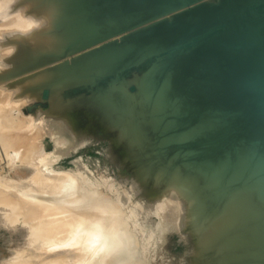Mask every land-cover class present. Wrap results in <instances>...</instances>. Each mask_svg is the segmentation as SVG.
<instances>
[{"label": "bare ground", "instance_id": "1", "mask_svg": "<svg viewBox=\"0 0 264 264\" xmlns=\"http://www.w3.org/2000/svg\"><path fill=\"white\" fill-rule=\"evenodd\" d=\"M89 1L90 0H18V3L15 5V7L27 6L29 8L30 12L33 14H36V15L47 14L50 17V26L48 28H45L41 31L34 33L29 38H23L17 34H10L7 32H3V28L5 26V19L3 16H0V32H3L5 34L3 36L4 39L2 41H0V46H2V45H15V47L17 49L16 53L11 58L8 59L10 61V62L8 61V63H10V65H11V67L9 68L10 69L9 71L11 72L10 76L15 75L13 72L17 73L15 77L20 75L18 73L29 72L26 76L17 77L16 79L8 82L6 84V86H3L0 88V98L2 101V102L0 101V103H3V101L6 100L11 95L20 94L22 92L24 93V91L27 90V88L29 89V87L31 88L35 84H37V83L39 84L41 81H44L43 79H46L47 82H50V83L53 80H60V81L61 80L63 81L65 79L68 80L69 76L71 75L70 73L73 72V71H70L67 69L68 66L67 67L65 66V68H64V64L60 65L61 67L59 69L58 65L57 66L52 65V63L54 61H56L57 58H60L59 56L64 55L63 52L65 51V48L67 50V47L69 46V45L67 46L68 41H66V43H65L66 45L63 44L64 43L63 40L65 41L66 38H68V37H66L67 35L64 37V35H62L60 33V32H62V30H64V26H65V24L62 20L63 16L65 15L64 14V8L66 6L71 7V8L81 6L79 8V11L82 13L89 14L91 16V14H92L91 12L96 11V10H94V8L96 9V7H94V5L91 6L92 2L90 3ZM188 1L191 3L194 0H94V2H97V4L95 3L97 6L100 5L101 7L104 6L103 8H105V9L101 10V8L98 6V8L102 12V14H100L101 13L100 11H99V13L97 12L98 8H97V11L95 12L96 14H100L101 16L103 15L104 12L108 15L113 14L114 20L117 21L121 27H124V29H126L128 25H129L128 29H132L141 23L143 24L146 21L156 19L162 15L164 17H166L165 20L160 21V19H158L159 21H156L157 23L156 22H155V24L152 23V24H150L146 27L140 28L136 31L132 32L131 30H128L131 33L123 36L122 41H124L126 43L128 42L127 47L129 48L131 46L132 48L131 47L130 48L133 51H131V49H128L125 46V48L128 50L123 48L122 51L121 50L118 51V52H120V51L123 52V50H126L123 53H121V52L116 53V51H114V50H113V52H111V50L113 48L116 49V47H114V46H117V44H118V43H116V45H114L116 41H113L114 43L111 42L109 45L102 48V50L104 49L103 53L105 54L104 60H102V62L108 66L110 72H112L111 75H113L115 77V75L118 73V70L122 68V66H120L122 58H125V60L124 59L123 60L125 62L126 61L128 62V60H126V59L129 56H127V57L124 56L125 53H126V55H128L127 52L128 53H129V51L132 52L133 55H131L130 53H129V55L133 57V58L130 57V60L134 59V60H132L134 62L135 58H136V57H134V55H141L138 53L142 52V51H139V52H135L137 54H134V51L137 48H138L137 50H139L140 47H142V49L144 47L143 51L144 50L148 51V49L151 50L152 48H153L152 51H156V50H160V49H162L161 51H163V49L168 50V48H169V50L173 49V48H175V46L177 44L184 43L189 37L193 36L199 30L203 31L204 29H207V28L209 29V26L211 25L210 22L212 20V17L214 16V14H216L220 10H222L221 9L222 7L221 8L219 7L220 9L217 8L218 5L215 6L216 8H214V10H213V8L205 9V7L204 8L203 7H200V8L195 7V8L189 9V10L188 9L181 10L183 3L185 5L186 2L189 3ZM247 1L248 0L239 1L240 3L241 2H243V3H241L240 4L241 6L239 5V7H237V8L240 9V7L243 6L242 4H244V3L246 4V5H244V6H246V8L248 6H249L248 8H250L252 6L251 4H253V3L255 4L257 0H252L253 3L249 1L250 5H248V6H247ZM258 1L260 3L261 0H258ZM233 2H234V0H233ZM239 2L236 3V5L239 4ZM262 2L264 4V0H262ZM86 3H88L90 5H88ZM187 3H186V5H188ZM220 3H219L220 6L222 3H225L222 5L226 6V2H222L221 4ZM259 3L255 4V6L256 5H257V7H258V5L260 6ZM234 4H235V2H234ZM228 7H230V6H228ZM257 7H255V9H257ZM263 7L264 6L262 5L261 10L264 9ZM244 8H242L243 11H244ZM174 9H178L173 13V14L176 13L175 16H172L169 18L168 17L169 14L166 15V13H169V12L173 11ZM194 9L196 12L193 11ZM196 9H198V10H196ZM216 9H218L219 11ZM227 10H228V8L226 9V11ZM231 10H233V9L231 8ZM178 11L182 12V13H179ZM197 11H198V13H197ZM226 11L223 10V11H220L219 13L224 14V12H225V14H226ZM237 11H239V10H237ZM240 12H241V10H240ZM246 12H249V10ZM246 12H243V13L246 14ZM254 12L256 13V11H254ZM254 12L253 13L251 12L253 14V16H249V21L244 23L243 25H241V27H240L241 17L240 18L238 17L239 13L237 14L236 12H234L233 13L234 15H233L232 13L227 12V14L230 13L231 15H233L234 18L232 16H230V14L227 15V17L230 16V18H231L230 20L232 22L233 21L235 22V19H237V18L239 19V22L237 20L239 25L236 24L237 22H235V23L233 22L234 24H236L238 26L237 27L236 25L232 24L229 19L228 20L230 23L226 22L227 21V19H226V21H224V22L228 23L229 25H233L236 27V28L234 27L235 32L232 33V31H233L232 26H229L228 24L225 23L226 26L227 25L229 26V27L227 26L229 29L231 28L230 34L228 32L229 29L227 27H226L227 30H225V32L221 31L220 37L215 39V41H214L215 43H214L213 47L211 48V51H209V53L207 55H209V56L214 55L212 53H215L217 55L219 53L224 54L226 58L228 56L230 63L235 64L234 66L241 65L244 62V59H245V57H247V54L250 50H252L254 52L255 59L259 58L260 54L262 56H264V52L260 51V48H262L264 50V40L261 38L262 37L261 32H262V30L264 31V19L261 21H260V19L258 20L257 17H254ZM249 13H248V15H250ZM106 14H104L103 17H99V15L97 16L95 14L94 15L92 14V16H93L92 18L95 19L94 23L97 25L98 23H96V20L98 19L97 22L98 21L100 22V26L103 25V26H106L107 28H109L107 25L110 26V24L109 23L107 24L106 22H108L109 19H111V17L113 19V16L110 15V17H109L107 15L109 17V19H102V18H105ZM235 15L237 16V18H235L236 17ZM244 15L240 14V16H242V18ZM4 16H6V13L4 14ZM95 16H97L98 18H95ZM108 17H106V18H108ZM261 17H263V16H261ZM87 18L89 19V17H87ZM92 18L90 17V19H92ZM99 18L102 19L103 21L105 20L104 21L105 25L102 24L103 22L101 23L102 20L100 21ZM93 19L91 22L87 23V25H91L93 22ZM115 21H113V22L115 23ZM117 22L115 23V25L117 24ZM219 22L220 21H218V24H219ZM94 23H93V25H94ZM160 23L165 24V25H162ZM223 23L220 22V24H223ZM146 24H148V23H145L143 25H146ZM78 25H79V23H78ZM115 25H112V27L114 28ZM118 25L115 27L116 32L114 34L118 33L120 31V29L124 30L123 28H120V26H119L120 29L118 30L117 29ZM98 26H96V27H98ZM100 26H99V29H101V30L104 29L102 27L100 28ZM96 27H95V29L93 27V30H96ZM106 27H105V30H107ZM82 28H83L82 25L80 27L77 26L78 30H81ZM113 28H112V30H113ZM109 30H111V29L109 28ZM112 30H111V32H112ZM117 30H118V32H117ZM189 30H191V32H189ZM65 31L66 30H64V33H65ZM114 31L115 30H113V32ZM205 31H207V30H205ZM99 32H100V30H99ZM111 32L109 33V31H108L109 34H107L106 31L104 32L102 30V32H101V33H103L102 37L103 36L105 37V34L110 35ZM101 33H99V34H101ZM65 34H67V33H65ZM92 35H94V34H92ZM195 36H197V34ZM104 37H103V39H104ZM136 37H138V40L135 39ZM73 38H74V36H73ZM100 38H101V36H100ZM105 38H108V37H105ZM132 38H134L135 41L136 40L137 41L136 42L132 41V43H131V40H133ZM68 39L71 40V38H68ZM79 39H81V38H79ZM79 39L77 40L78 42H76V40L74 41V42H76V44H74V43L73 44L74 45L79 44ZM99 40L97 38V42ZM94 41H96V40H94ZM120 42H121V40H120ZM68 43H71V42L69 41ZM93 43H95V42H93ZM125 45H127V44H125ZM70 46L72 47V44H70ZM123 46H124V43H123ZM155 47L157 49L154 50ZM69 49H68V51H69ZM198 49L199 48H196L193 50V51H195L196 56L186 57L183 54L176 55V56L174 55L173 60L171 57V62H173V63L170 62V59L169 60L166 59V62L163 61L164 62L163 65L160 62L162 60V58H160L161 60L158 61L156 58V57H159L158 54H157V56L154 54L155 56H152V58L155 57L153 59H155V61L157 60L158 62L161 63L160 65L162 66L161 67L162 69L164 68L163 66H165V69H163V71H162L160 68L159 74L156 73L153 80H150L147 75H145L144 77L139 79V81L136 84L137 89H138V94L136 96L131 95V93L128 94L127 88L116 86V88H120L119 97L116 101H114L112 103H105V102H103V100H101V98H97L96 103L99 105V107H101L103 112L104 111L106 112V114H113V116H115L116 118H120L121 120H125V118H130L132 120L131 122L134 125H135V123H137L139 121V118H142L141 123L146 128L149 127L152 130V132H157V125L159 126V123L166 124L167 118H169L167 115L165 116L166 118H163L162 116H158L157 113L160 112V115H162V113H163V116H164V114H168L170 111V113L174 114L175 117H173L169 121V123L167 124L168 127H167L166 131L170 136H169V138L167 137L168 139H166L165 142L167 143L168 146L179 143L182 140L181 137L186 132L194 133L196 136L195 141L197 143L194 144L195 141H193V144H191V145L192 146L194 145V147L196 145L195 148H197V146H198L199 149L197 148L198 151L195 154L196 156L195 157H192V156L189 157L188 160L186 159L187 160L186 162H188L189 164L195 163L194 158L199 157L202 160L204 159L205 162H207V164H205L206 167H212L214 163L220 161L219 156L222 155L221 157H227L229 159H232L233 162L240 164L242 166V168L239 169L237 171V173H235V175H238L240 177H245L246 180L253 179V180H257V182L258 181L261 182L262 180H264V145H262L263 150L259 151V149L257 148V152L252 154L251 157H249L247 159H246V157H244V153L248 150V148L250 146L249 144H251L252 142H254L256 140L257 141L260 140V141H258V142H260V144L257 143V141H256V144L261 145V143H262L261 139L264 140V106H262L263 104L259 105V103L257 101L259 96L264 97V77H262V81H260V79L254 74H251L252 76H248V77L245 76L244 78H241L238 75L239 69L237 67V69L232 70L233 71V73H231L232 77L229 76L230 79H228V81H227V83L229 85L227 86L226 83L224 84L222 82L223 85H226V91L223 90V89H225L223 87L222 91H224V92L222 93L221 92V86H223V85L220 86L221 83L219 82L218 78L217 77L212 78L211 76L207 77V75H205L198 67H196V64H195L197 62L196 60L200 57L199 55H201V56L203 55V54L196 52ZM140 50H141V48H140ZM145 52L146 51H144L142 53L144 54ZM160 53L161 52L159 51V55H160ZM66 54H67V52H66ZM122 55L124 57H121V59L119 60L120 56H122ZM205 55L206 54H204V56ZM248 58H250V57H248ZM147 60L150 61L149 58ZM153 61L150 63L155 62V61L154 62ZM167 61L170 62L171 64L167 63ZM31 62H33V65L31 64ZM125 62L122 61V64ZM127 62H126V64H128ZM142 62H143L142 69L143 68L145 69L144 61H142ZM146 62L147 61L145 59V63ZM260 62H261V66L264 68V57H262V59L260 58ZM165 63L169 64V66L171 65V68L169 66H167V64H165ZM130 64H131V62H130ZM130 64H128V66L124 64L125 65V66L123 65L125 68L124 70H126V71L132 70L133 65L130 66ZM69 65H71V64H69ZM139 65L141 66L142 63ZM139 65L134 66V68L140 67ZM129 66L131 67V69L129 68ZM168 67H169V69H168ZM37 68H40V69L37 70ZM146 68L151 69V66L149 63H148V66L146 64ZM149 69H147L146 71H148ZM58 70H62V71L58 72ZM124 70H123V72L119 71V75L121 73L123 74ZM139 70H141V67ZM128 71L125 73L129 74ZM141 72H142V70H141ZM127 74H123L124 77ZM4 75H0V79ZM142 75H144V73ZM5 77L7 78L8 76H5ZM106 77H108L107 79L109 81L110 76H106ZM118 78H119V76H118ZM91 79L92 78L91 77L89 78L88 75H84V77H83V80H86V82L91 81ZM123 80H125V79H123ZM226 80H227V78H226ZM72 81H70L71 82L70 86H71V84H73ZM108 81H106V82L108 83ZM106 82H105V78H104L103 83L105 84ZM121 82H122V80H121ZM63 83H65V82H63ZM116 83L117 82L115 81V84ZM58 84H60V83L58 82ZM104 84H101V85H104ZM39 85H37V86H39ZM44 87H45V85H44ZM32 88H34V87H32ZM217 90H219L221 92V94H220V92L218 93ZM92 91H94V90H92ZM50 96H51V94H50ZM52 96H54V95H52ZM50 98L52 99V97H50ZM59 98H61V97H59ZM59 98L56 97L54 99L59 101L60 100ZM189 101H191V103H190L189 108H188L187 104ZM71 102L70 103L67 102L68 104H66V102L65 103L62 102L63 104L60 106L58 105L59 107L57 106L58 102H56L57 104L54 103V104H56L55 106L58 107L57 110H59V113H60V111L65 112V113H61V115H59V116L56 115L57 116L56 119L54 116V119H53L54 122H51V123H54L55 126H58V127L60 126L61 128L59 127V129H61V130L65 128L66 130L71 131L70 128H75L74 127L76 125L75 122L77 123V121H76L77 115L75 116V114H73L74 112L76 113V111H77L76 110L77 105H76V108H75L76 111H75L74 110L75 105H73L74 104L73 102H72L73 104H71ZM0 107H1V105H0ZM55 109H54V111H56ZM72 109H73V112L71 111ZM237 110H238V112H236L237 114L235 112H233V111H237ZM7 114H4V116ZM54 115H55V113H54ZM6 117L7 118L5 119L6 121L4 120V125L5 124L6 125H12V127H13V125L15 126V125H17V123H19L18 118L17 119H15L14 117L11 118L8 115ZM52 117H53V115H52ZM30 119H32V118L29 117L28 120H30ZM16 120H17V122H16ZM19 120H21V119H19ZM23 121H24V119H22V122ZM31 121L34 123L33 120H31ZM31 121H29V122H31ZM35 122H36V120H35ZM37 122H38V119H37ZM109 123H111V122H109ZM40 124H42V122ZM38 125H39V122H38ZM112 125H114V123ZM124 125L128 126V124H124ZM248 125H249V127H248ZM40 126H42V125H40ZM3 128H4V126H3ZM54 128H55V130L58 129L56 127H54ZM2 130H1V132H2ZM125 130L127 131V128L124 129V131ZM133 130L135 133L136 132L135 129H133ZM181 130L183 132L180 135H177V133ZM247 130H248V132L251 130H253V131L256 130L257 133H260V135H259V137L255 138V139H249L248 133L246 132ZM51 131H53V130H51ZM54 132L57 136V131H54ZM72 132H74V131H72ZM245 132H246V134H245ZM50 133H48V135ZM51 134H53V133H51ZM130 134L132 135V133H130ZM139 135L140 134H136V143L139 140H141V145H142L141 147H144V148L149 147L150 141L148 143L145 142L147 137L143 136V138H140L141 136H139ZM17 136L18 135L16 133V134L10 135V136H5V137L2 136L0 139L2 141L1 144H3V147L5 148L6 152H5L4 148L2 150H4V154L6 153L7 157L10 155V154H7V152L8 153L10 152L9 149H7V148H10V150H12L14 148V147L11 148L13 146L12 143H14L13 140L15 139L18 142V139H20V138H18V139L15 138ZM18 137H20V135ZM23 137H21V139ZM25 137H26V135H25ZM134 137H135V135H134ZM52 138L54 141L55 137L53 135H52ZM258 138H260V139H258ZM28 139L30 140V138H28ZM28 139H26V140L28 141ZM56 140H57V138H56ZM27 141H26V143H24V145H23L24 147L22 148V150H17V149L14 150L13 149L14 151L12 150L13 152L9 157H11V160H12V158L16 159L19 157L20 159H22V161L25 159L27 161L29 160L32 163H34V166L37 168L35 170L38 174L36 175L37 177L36 176H33V177L36 178L35 181H37V180L38 181L35 182L33 179V182L31 183L33 185H28V186L18 185L17 183H19V182H17L15 185L16 188L17 187L20 188L21 186L25 187V188L21 187L20 190L18 189L21 192H18V190H15V189L13 191L12 187H14V186H12V185H14V183L12 182V180L0 182V204L4 205L5 203L6 204L10 203L9 204L10 206H11V203L13 204V202H12L13 197H11L9 194L15 195V197H14L15 199L13 198L15 201L16 200H18V201L22 200L23 201V202L21 201L22 204L19 203L20 201L19 202L17 201L18 202L17 205L21 204V206L19 205L17 207H20V208L22 207L21 208L22 211L19 214L23 213L25 215V217L27 218V225H28V223H30L28 225V227L30 229L33 228L32 230L34 231V234L37 235V237H36L35 235H33V232H31L33 235V238L35 236V238H37V240L40 241L39 245H41V243H43V245H44V246L42 245L43 248L47 246L48 249L47 250L43 249L42 246L39 247L38 241H37L38 243H36V246H33V247L41 248V253H42V249H43V252H45V253H46V251H49L47 255H50V256H48V259H47V255L44 254L43 258H45V256H46V260L44 259V261L41 260L42 257L40 258V256L38 257V258H40V260L37 257H36L37 259L36 258L35 259L37 261L39 260L40 263H42V264L45 261H47V262H45L44 264H48V263L49 264H76L75 259L79 260L78 257L76 256V254L79 253V252H77L78 250H76L78 247H75L77 245V246H79V248L81 247L80 248L81 253L83 252L84 255L86 256L87 260L85 262V260L83 259V256L81 254H78L79 256L81 255L80 258L82 257V260L86 264H125V262L129 261L130 259L134 260V264H135V262H137V261H135V258L138 257L137 259H140L138 256L139 252L137 251V248H135V246H137V244H136L137 242L134 243L135 246H133V247H132L133 243H130V240L133 237L132 234H134V233L131 234L130 231L127 230L129 227V226H127V223L130 222L129 219L127 220V218L129 217L131 220L135 221L136 220L135 218L138 217V209H139V213H143L142 209L141 208L137 209V207H138L137 205L136 206L130 205V206L124 207L123 205H125V203H126L125 201H122L123 205L121 206V204L118 202V200L111 199L107 196L106 197L101 196V198H99V200L97 198L89 199L87 197L88 193L86 194V191L83 189L82 190L77 189V188H81V187L75 186L73 180H71L72 179L71 177L66 178L65 176L55 175L45 167V162H46V166L47 165L49 166L48 160H49L51 155L43 154L44 152H42L43 150H41L42 149L41 146L39 148V142L40 141L39 142L38 141H35V142L34 141L33 142L28 141L27 142ZM59 141H61V140H59ZM21 142L23 144V140ZM143 142H145V143H143ZM163 142L164 141H162V143ZM15 143H16V141H15ZM162 143H160V149L159 150H161L162 145L164 144V143L163 144ZM16 144L18 145V143H16ZM16 144H15V146H17ZM22 144L20 145V147L22 146ZM252 144H251V146H252ZM56 145H57V142H56ZM138 145H140L139 142H138ZM153 146L156 147L157 145L153 144ZM153 146H151V147H153ZM187 146H186L187 148H190L189 145H187ZM179 147H181V146H179ZM252 148H255V147L253 146ZM162 149H163V156H161V158H159L157 156L156 157L159 158V160L162 159V161L168 160L169 151L167 149L165 150V148H162ZM55 150H57L56 147H55ZM155 150L158 151L157 148ZM146 154H147V152H146ZM160 154H161V152H160ZM9 157H8V159H9ZM212 159H214V160H212ZM173 160L174 159H172V161ZM22 161L20 160V162H22ZM159 162L162 163L161 161H157V164ZM43 163H44V165H43ZM175 163H176V161H174L172 163V165L173 166L176 165ZM225 163H227V162H225ZM31 164H28V165L30 166ZM147 164H148V162H147ZM153 164L157 166V164H155V163H153ZM168 164H169V162H168ZM209 164H211L212 166ZM167 166H168V172L171 170V173L169 174V175H171V177L168 178V176H166L167 171L165 170L166 171L165 172L164 170H161L162 168H159L160 171L156 172L157 177H159L157 179H159L160 181L166 182L165 184H167V185H172L173 183L176 185L180 181L184 180L183 182L185 183V187H186L187 182L193 183L194 180L192 178H194V177H192V176L199 175L197 170L195 171V169H189L192 171H190L191 173L189 172V174H190L189 176L188 175H187V177L185 176L187 178L186 179L183 177L184 176L183 173H185V172L183 171L182 168L179 169V167H178L179 170L177 169L175 171L174 167L172 168L171 165H167ZM250 166L257 167V168L253 171H250V168H249ZM148 171L150 173V170H147V172ZM140 172H141V170H140ZM145 174H146V172H145ZM181 178H182V180H181ZM40 180H42V181L40 182ZM6 182H9V184ZM10 182H12V183H10ZM199 182H201V180ZM210 182H208V183H210ZM222 182H219V181H217V183L213 182L214 183L213 186L221 189L220 186L223 184ZM184 183L180 182V185L182 184V186H183ZM201 183L203 184V182H201ZM71 185H74L75 189H72ZM177 186H178V184H177ZM197 186H202V188H201L202 193H205V192L210 193V191L206 188L205 184L204 185H198L197 184ZM1 187H3V188H1ZM185 187H184V189H185ZM204 187L207 189V191H205ZM207 187H208V185H207ZM260 188H261V186H259V183L258 184L257 183H255V184L250 183L249 185H246L245 187H243L242 192L246 191L248 195H246L242 192L241 193H235L234 196H239V197H243V198H234L235 201H233V199L230 200V202L223 209V214L221 213L222 214V215L220 214L221 216H219V214H218L217 216H219V217L215 216V217H217V220L216 221L214 220L215 223L212 225H209L210 223L207 224V225H209V227L206 230L202 231L201 234L198 235V241L199 242L198 241L196 242V246L201 245V249H202V245L206 246V245H204V243L207 245L209 244L208 246L203 248V250H202L203 253H206L205 252L206 250H208L209 253L213 252L212 250H214V252H215V250H217V248L222 246L221 245V242H222L221 235L225 236L222 233L226 230L227 231L224 232L225 234L228 232L227 234L231 235L232 239L235 238L236 241L238 240V242L235 241L236 242L235 244L240 243V244H238L239 247L236 246L237 251H238V249H240V250L243 249L242 246L243 247L248 246V245H250V243L251 244L253 243L252 249L255 250V253L258 252L259 226H257L255 224V222L261 221L259 209L262 210V208H260V205L258 204L259 202L257 201L258 200L257 194H258ZM30 189H32V191ZM196 189H197V191L200 190L197 187H196ZM174 190H175V188H174ZM193 190L191 191L192 196L194 193ZM16 191L18 192V194L20 193L23 196V198H24V196H26L25 194H27V192H29L30 194H28L29 197L26 196V198L23 200V198L21 199L22 196L20 194H19V197L17 198V195H16L17 193L15 194ZM79 191L80 192L82 191L81 193H83V194H84L83 191H85L86 195L85 194L80 195ZM167 192L164 193V194H166L164 197H166L168 195H169V197H174L177 194V192L173 191V188L171 189V191H169V193H167ZM189 193L190 192H188L187 194L191 195ZM42 194L43 195L47 194L48 196H50L51 199H49V200L51 203H55V200H58V201H60V204H58L55 207H49V206H47V205H49V203L45 205V203H47L45 200H42L41 201L42 203H38V204L32 203V200L36 196H38V195L41 196ZM67 194H69V195H67ZM195 194H197V193H195ZM199 194H200V191H199ZM79 196H81L82 198H83V196H85V197L83 199L80 197L81 199H79L78 198ZM76 197L78 198V200H76L77 199ZM160 197H163V196H160ZM189 197H191V196H189ZM27 198L29 200H27ZM45 198H47V197L45 196ZM35 199H37V198H35ZM120 199H122V198L120 197ZM123 199H124V197H123ZM125 199L127 200L128 198H125ZM201 199H202V197H201ZM47 200H48V198H47ZM119 201H121V200H119ZM130 204H132V203H130ZM195 204H194V207H196V206L198 207V205L195 206ZM202 205H203V203H202ZM5 206H7V205H5ZM199 206H200V202H199ZM56 207H58V208L56 209ZM192 207H193V205H192ZM87 209H90L92 212L87 211ZM207 209L209 210V208H207ZM148 211L149 210L147 209V212ZM150 211H151V209H150ZM200 214L201 213H199V215ZM187 215H189V214H187ZM205 215H206V213H205ZM125 218H126V221H124ZM186 218H188V217H186V214L184 216H181L180 221H179V223H180L179 225L183 226L185 221H186ZM198 219H200V217ZM205 219L206 218H204V220ZM210 221H212V219ZM197 222H199V221H197ZM122 224L126 225V229H123L122 228L123 226L122 227L118 226V225H122ZM229 225H231L232 227H230V229L226 228ZM243 226L244 227L246 226V228L243 229ZM183 228H184V226H183ZM32 230H30V231H32ZM131 231L132 232L134 231L136 233L135 230H131ZM30 238L33 240L32 237H30ZM134 239H136L135 234H134ZM227 239L228 238H226L224 240V244H225V241ZM132 240H133V238H132ZM134 241H136V240H134ZM137 241H139V240H137ZM231 241H233V240H230L228 242L229 246H230ZM30 242L35 243L36 241L34 239L33 241L30 240ZM81 244H82V246H81ZM224 246H222V248ZM207 247H208V249H206ZM35 248H34V250H35ZM230 248H231V246H230ZM232 249L234 250L235 248L233 247V248L229 249V251ZM244 249H245V247H244ZM37 250L39 251V249H37ZM37 250H35V251H37ZM140 250H142V249L140 248ZM220 250H221V248H220ZM252 252L253 251H251V254H252ZM39 253H40V251H39ZM225 253H227V252H225ZM242 253H244V252H242ZM35 254H36V256L39 255L38 253H35ZM210 254H212V253H210ZM239 255H238V257H239ZM242 256L245 257V253ZM141 257H143V256L141 255ZM250 257H251V255H250ZM31 258L32 257H30V259ZM49 259H51L50 262H48ZM212 259H214V258H212ZM221 259L224 260V258H221ZM32 260L35 261L34 259H32ZM82 260L81 261L79 260L80 262L78 261L77 264H80L82 262ZM227 260H229V259H227ZM238 260H239V258H238ZM33 261L32 262L30 261V263L29 262L28 263L29 264L34 263ZM41 261H43V262H41ZM220 262H223V261L221 260ZM130 263H133V262L130 261ZM230 263H231V261H230ZM35 264H38V263L36 262Z\"/></svg>", "mask_w": 264, "mask_h": 264}, {"label": "rangeland", "instance_id": "2", "mask_svg": "<svg viewBox=\"0 0 264 264\" xmlns=\"http://www.w3.org/2000/svg\"><path fill=\"white\" fill-rule=\"evenodd\" d=\"M201 1L206 2V1H212V0H201ZM237 1L239 2L242 0H234L235 4H234L233 0H228V1L227 0H220L219 1V3L220 2L221 3L226 2V6L222 5L225 3H222V4L220 3L221 6L218 5L217 8L222 7L221 8L222 10H220V11H223V10L226 11V9L228 8V10L226 11V14L224 12L225 15L223 13H220L223 15V16L221 15V18H220L221 23L226 21V19H227L226 22H229V20L231 19L230 16L233 17V15H234L233 13L236 12L237 14L239 13L238 17L239 18L241 17V19H240L241 20L240 27H241V25H243L244 23L249 21V16H253L252 13L254 10L252 11V13H251V11H249L250 13L246 12L249 10L248 5H250V2H252V0L247 1V6H248L247 8L248 9L246 8V6H244V5H246L245 3L242 4L243 6L240 7V9H238L237 7H239V5L241 3H243L244 1L241 3L239 2V4L236 5V3H238ZM89 2L90 3L92 2L91 6L94 5V7H96V9L94 8V10H96V11H97L98 6L101 8V10L105 9V8H103L104 6H102V7L100 5L97 6L96 5L97 2H94V0H90ZM186 3H185V5H186ZM189 3H187V4H189ZM258 3H259V1L257 0L255 4H258ZM86 4H88V3H86ZM253 4H251L253 7H257V5L255 6V4L254 5ZM259 4H260V6L258 5L257 9L262 8V5L264 6L262 0L260 1ZM88 5H90V4H88ZM183 5H184V3H183ZM228 6H230V7H228ZM80 7L77 6V7L71 8V7L66 6L64 8V14L65 15L63 16L62 20L65 24V26H64V30H66L65 33H67V34L64 33V30H62V32H60V33L62 35H64V37L67 35L66 37L71 38V40H69L68 38H66L65 41L63 40V42H64L63 44H65L66 41L71 42V43L67 42V46L69 45L68 47L70 49L66 46L67 50L65 48V51L63 52L64 55L59 56L60 58H57V60L52 63V65H56V66L58 65L59 69L61 67L60 65L64 64V68H65V66L66 67L68 66L67 69L70 71H73V72L70 73L71 75L69 76L68 80L65 79L66 81L65 80H63V81L62 80L61 81L60 80H53L50 83V82H47L46 79H43L45 82L41 81L39 83L40 85L37 83L34 86H32L34 88L29 87V89L27 88V90L24 91V93L22 92L20 94L11 95L6 100H4L3 103H0V105L2 107V108L0 107L1 108L0 109V139L2 136H4V137L10 136V135H14L16 133L18 136L20 135V137H18V136L15 137L17 139L20 138V139H18V142H17V140L14 139L16 141V143H18L19 146L13 140L14 143H12L13 146L11 148L14 147L13 148L14 150L15 149L22 150V148L24 147L23 145H24V143H26V141H27L26 139H28V138H30V140L28 139V141H30V142H33V141L39 142L40 141L39 142V148L41 146V148H42L41 150H43L42 152H44L43 154L51 155L49 160H48L49 166L48 165L46 166V162H45V167L55 175L65 176L66 178L71 177L72 178L71 180H73L75 186L81 187V188H77V189H80V190L83 189L86 191V194L88 193L87 197L89 199L97 198L99 200V198H101V196H105V197L107 196L111 199L118 200V202L121 204V206L123 205L122 201H125L126 203L124 202L125 203V205H123L124 207L130 206V205L131 206L137 205L138 206L137 209L141 208L143 213H139V209H138V217L135 218L136 219L135 221L131 220L129 217L127 218V220L129 219V221L131 222V223L129 222L130 224L127 223V226H129L127 230L130 231L131 234L134 233L135 237H136V239H134V234H132L133 240L131 238L132 241L130 240V243H133L132 244V247H133V246H135L134 243L137 242L136 243L137 246H135V248H137V251L139 252L138 256L140 259H137L138 257H136L135 261H137V262H135V264H216V263L217 264H225V263L226 264H233V263L234 264H256V262L254 261V256H255L254 254H256V253H255V250L252 249L253 243L252 244L250 243V245H248V246H244L245 249L242 246L243 249H241V250L238 249V251H237L236 249H237V247H239L238 244H240V243L235 244L236 242H238V240L236 241L235 238L232 239L231 235L227 234L228 232L225 234L224 232H226L227 230L222 233L225 236L221 235V238H222L221 245L222 246L225 245V246L223 248H222V246L217 248L218 251L215 250L216 253L214 252V250H212L214 253L210 252L212 254H210L208 250L205 251L207 254L203 253V251H202L203 248H205L209 244L207 245L204 243V245H206V246L202 245V249H201V245L196 246V242L198 241V235L201 234L202 231L206 230L209 227V225H212L215 223V221L217 220V217H219L223 214V209L230 202V200L233 199V201H235L234 198H243V197H239V196H234L235 193H241L243 187H245V186H242V183H244L246 178L235 175V173H237V171L239 169H241L242 166L240 164L233 162L232 159H229L227 157H221L222 155L219 156L220 161L214 163L215 165L213 164V166H212L211 164H209L212 167L217 165V167L215 168L216 171H214V172L215 173L219 172V175H218L219 179L218 180H220V181L226 180L227 183H229L228 184L229 187H227V191H228L229 195L223 201V203L220 205L218 210H217V208L212 209V210L211 209L208 210L207 207L203 206L204 205V201H203L204 200V193H202V189H201L202 186H197V184L198 185H204L205 184L206 188L210 191V193H213V196H214V193L217 194L218 188L213 186L214 183L212 182L211 175L209 176L208 174L203 173L202 171H200L196 168L198 165H204L205 166V164H207V162H205L204 159L202 160L199 157L194 158L195 163H192V164H189V163L186 164L183 161H180V159H182V158L185 160L186 159L188 160L189 157H191V156L195 157L196 156L195 154L197 153V151L199 149L198 146H197V148H198L197 149V148H195L196 145L194 147V145L192 146L190 144L189 145L190 148H187L188 146L186 145L187 146L186 147L185 144L183 145V143H185V142L195 141L196 136L194 133L186 132L181 137L182 140L179 143L168 146L167 143L165 142L166 139H168L170 136L166 131L167 127H168L167 124L169 123V121L173 117H175V115L170 113V111L168 114H164V116H163V113H162V115H160V112L157 113L158 116H162L163 118H166L165 117L166 115L169 117V118H167L166 124L159 123V126L157 125V132L150 133L149 129H145L142 126H136L135 128H133L136 131L134 133V130L133 129L131 130L130 127H128L127 125L125 126L123 124L122 126L121 125L119 126L117 123H116V125H112L113 123L111 121H109L104 116V113L102 112L101 107H99V105L96 103L97 98H101V100H103V102H105V103H112V102L116 101L119 97V91H120V88H116V86L125 87V88H127L128 94L131 93V95L136 96L138 94V89H137L136 84L139 81V79H141L142 77L147 75L150 80H153L155 77V74L156 73L159 74V69L162 67L160 64L162 63V65H163L164 64L163 61L166 62V58L165 59L162 58V60H161L160 58L156 57L158 61L161 60L160 61L161 63L158 62L157 60H156L157 61L156 62L155 59H153L155 57L152 58V56H155V55L157 56V54H158V56H160L159 51L162 52L161 51L162 49L156 50V51H152L153 48L151 50L148 49V51L144 50L146 52L143 54L142 52H144L143 51L144 47L142 49V47H140L141 46L140 45L139 47L141 48V50H140V48H139V50H137L138 49L137 48L134 51V54H137L135 52L142 51L141 53H138L141 55H134V57H136L134 62L132 61L134 59L130 60V57H132V56H130L129 53L131 55H133L132 52H130V51H129V53L127 52L128 55H126V53H125L124 56H126V57L129 56L126 59V60H128V62L127 61L126 62L128 64H130V62H131L130 66L133 65L132 70L140 69V67H141L142 72H140V74H139L138 71H132V70L128 71L127 70L129 75L127 73H125L127 71L124 70L125 69L124 66L125 65L128 66V64H126V62L124 61L125 58H122L121 64H120V66H122V68L119 66L121 69L118 70V73L116 75L114 74L115 75V77H114L113 75H111L112 72H110L108 66L102 62V60H104V57H105V54L103 53L104 49L102 50V48L109 45L111 42L114 43L113 41H116L114 44V45H116V43H118L117 46H114V47H116V49L113 48L111 50V52H113V50H114V51H116V53H120L123 48L126 49L125 46L126 47L128 46V42L126 43V42L122 41L123 40L122 37L129 34L130 31L129 32L125 31L126 29L128 30L129 25L127 26L126 29H124V27H121L120 24L114 20L113 14L108 15L104 12L103 15L104 14H106V15H105V18H102V19H109L110 15L113 16V19L111 17L112 20L109 19V21L111 20L110 22L109 21L106 22L107 24L108 23L110 24V26L107 24L106 25L111 30L113 28L112 25H115V23L117 22L115 27L119 24L117 29L119 30L120 28H123L124 30L120 29V31H125V32L114 34L116 32L115 27L113 28V30H115V31L113 32V30H112V32H111V30H109V28H107L106 26H103V25L100 26V22L99 21L97 22L98 19L96 20V23H98V24L96 25L94 23L95 19L92 18L93 17L92 14L93 15L95 14L97 16L99 15V17H103V15L102 16L100 15V14H102V12L100 11L99 8H98L97 12L99 13V11H100L101 12L100 14H96L95 13L96 11H92L91 12L92 14L90 16L89 14L80 12L79 11ZM203 8H204V6H203ZM211 8H213V10H214V8H216V7L212 6ZM231 8L233 10H231ZM242 8H244V11L242 10ZM198 9H196V10H198ZM257 9H255V11ZM216 10H218V9H216ZM237 10H239V11H237ZM240 10H241V12H240ZM193 11L196 12L195 9ZM227 12H230L233 15L228 13V14H230V16L227 17V15H228ZM243 12H246V14ZM197 13H198V11H197ZM248 13L250 15H248ZM240 14L241 15L245 14V15L242 18V16H240ZM254 14H255V12H254ZM97 16H95V18H98ZM87 17H89V19ZM90 17L93 19V22L91 25H87V23L92 21V19H90ZM106 17H108V18H106ZM235 18H237V16ZM102 19L99 18L100 21ZM237 20L239 22L238 18L235 19V22H237ZM104 21L102 20L101 23L103 22L102 24L105 25ZM113 21H115V23ZM220 22H219V24H220ZM226 22H224L223 24H225ZM233 22L231 21L232 24L235 23V22L234 23ZM238 22L236 23L237 25H239ZM78 23H79V25H78ZM93 23H94V25H93ZM160 24H162V23H160ZM226 24H228V23H226ZM226 24H225V29H223L222 31L225 32V30H227V28L229 26H232V30H233L232 33H234L236 27L233 25H229V24H228L229 26L227 25L228 26L227 27ZM236 24H234V25H236ZM81 25L83 26V28L81 30H78L77 26L80 27ZM95 25L96 26L99 25L100 28L101 27L104 28L102 30L104 32L106 31L107 34H109L111 32V34H110L111 36L106 35L104 33L105 37H108V38H105L103 36L104 37V39H103V37H102L103 33H101L102 30L99 29V26L96 27ZM162 25H165V24H162ZM119 26H120V28H119ZM93 27H94V29L96 27V30H93ZM105 27L107 28V30H105ZM99 30H100V32H99ZM118 30H117V32H118ZM205 30H208V28ZM108 31H109V33H108ZM230 31H231V28L228 31L229 34H230ZM189 32H191V30H189ZM99 33H101V34H99ZM92 34H94V35H92ZM98 34L101 36V38ZM4 35L5 34L3 32H0V36H4ZM194 35H196V34H194ZM73 36H74V38H73ZM77 38L78 39L81 38V39H79V44H77L78 46L74 45V44H76V42H78ZM97 38H98V40L100 39L98 42H97ZM132 39L133 40H131V43H132V41L134 42L135 39L138 40V37H136L135 39L134 38H132ZM75 40H76V42H74ZM94 40H96V41H94ZM120 40H121V42H120ZM93 42H95V43H93ZM123 43H124V46H123ZM70 44H72V47L70 46ZM125 44H127V45H125ZM130 47L129 48L127 47V48L131 49L132 47L131 48ZM68 49H69V51H68ZM128 49H126V50H128ZM155 49H157V48L155 47L154 50ZM119 50H121V51L118 52ZM126 50H123V52H125ZM168 50H169V48H168ZM131 51H133V50L131 49ZM163 51H164V49H163ZM66 52H67V54H66ZM123 52H121V53H123ZM124 56L123 55L120 56L119 60L121 59V57H124ZM148 58L150 59L151 62L153 60L155 61V62L153 61L154 63H149L151 66V69L146 68V64L148 66V63H147L149 61V60H147ZM173 58H174V55L172 56V60H173ZM145 59L147 61L146 63H145ZM122 61L125 63L122 64ZM142 61H144L145 69L144 68L142 69V66H143ZM140 62L142 63L141 66L139 65V64H141ZM170 62H171V59H170ZM170 62L167 61V63H170ZM167 63H165V64H167ZM171 63H173V62H171ZM31 64L33 65V62H31ZM69 64H71V65H69ZM137 65H139L140 67L134 68V66H137ZM130 66H129V68L131 69ZM167 66H169V64H167ZM163 67H164L163 69H165V66H163ZM169 67L171 68V65ZM169 67H168V69H169ZM38 69H40V68H37V70ZM147 69H149V70L146 71ZM163 69L161 68L162 71H163ZM9 70L10 69H7L5 71H0V75H4L6 73L0 79V88L3 86H6V84L8 82L16 79L17 77L26 76L29 73V72H21V73H18L20 75L15 77L17 73L13 72L15 75L10 76L11 72ZM123 70H124L123 74L128 75V76L126 75L128 80L125 79L126 76L124 77V75L122 73L120 74L121 76L119 75V71L123 72ZM60 71H62V70H58V72H60ZM131 71H132V73H131ZM232 72L233 71L228 72V73H232ZM143 73H144V75H142ZM84 75H88L89 78L91 77L92 78L91 81L86 82V80H83ZM5 76H8V77L6 78ZM106 76H110L109 81L107 79L108 77H106ZM118 76H119V78H118ZM229 76L230 75L225 76V78H227V81L231 77V76L230 77ZM104 78H105V82L108 81V83L107 82L105 84L103 83ZM123 79H125V80H123ZM121 80H122V82H121ZM70 81L73 82V84H71V86H70V83H71ZM115 81L117 82L116 84H115ZM58 82L61 85L58 84ZM63 82H65V83H63ZM132 83H135V84H132ZM101 84H104V85H101ZM37 85H39V86H37ZM44 85H45V87H44ZM221 85H223V84L221 83L220 86ZM226 85L221 86V92L222 93L224 92V91H222L223 87L225 88L223 90L226 91ZM92 90H94V91H92ZM217 92L219 93L220 91L217 90ZM221 92H220V94H221ZM50 94H51V96H50ZM52 95H54L55 97ZM58 96L61 98H59ZM50 97H52V99ZM53 97L59 98L61 100V101L59 100L61 103L59 101H57L56 99H54ZM54 100L56 102H58V104ZM0 101H1V98H0ZM62 102L63 103L66 102V104L71 102V104L75 105L74 110H75L76 105H77V108H76L77 111L75 110L76 113L74 112L73 114H75V116L77 115L76 121L78 124L75 122V124H76V125L74 124L75 128H70L71 131L66 130L65 128H64L65 130L64 129L61 130V129H59L60 126L58 127V126H55L54 123H51V122H54V120H53L54 116L56 119V117L61 115V113H65L62 111H60V113H59V110H57V108L63 104ZM54 103H56L57 106L58 105L59 106L56 107L55 106L56 104H54ZM54 109L56 111H54ZM71 111L73 112V109ZM233 112L236 113V112H238V110L233 111ZM54 113H55V115H54ZM4 114H7L11 118H13V117L15 119L18 118L19 123H17V125H15V126L13 125V127H12V125H6V124L4 125V120L7 118L6 117L7 115L4 116ZM52 115H53V117H52ZM29 117L32 119L28 120ZM19 119H21V120H19ZM22 119H24L23 122H22ZM34 119L36 120V122ZM37 119H38L39 125H38ZM31 120H33L34 123ZM141 120H142V118H139L140 122H141ZM29 121H31V122H29ZM40 121L42 122V124H40L41 123ZM16 122H17V120H16ZM109 122H111V123H109ZM40 125H42V126H40ZM3 126H4V128H3ZM54 127L58 128V129L55 130ZM125 127L127 128V131L125 130L126 132L124 131V129H126ZM248 127H249V125H248ZM1 130L3 133L1 132ZM51 130H53V131H51ZM248 130L246 131L247 133H248ZM54 131H57V136H56ZM72 131H74V132H72ZM50 132L53 134H51ZM142 132H143V134H141ZM246 132H245V134H246ZM48 133H50V134L48 135ZM130 133H132V135ZM136 134H140L139 135V136H141L140 138H143V136L147 137L148 141L146 139L145 142L148 143L150 141L149 142L150 145H149V147H147L148 149L141 147L142 146L141 140L138 141L140 145H138V142L136 143ZM25 135H26V137H25ZM52 135L55 137L54 141H53ZM134 135H135V137H134ZM21 137H23V138L21 139ZM56 138H57V140H56ZM258 139H260V138H258ZM22 140H23V144L21 142ZM59 140H61V141H59ZM162 141H164L163 142L164 144L162 143ZM256 141L252 142L253 144L251 143L252 146H251V144H249L250 146H249L248 150L244 153V157H246V159L251 157V155L254 154L255 152H257V148L259 149V151L263 150L262 145H264V142H263L264 140L261 139V141L263 143V144L261 143V145H257ZM258 141H260V140H258ZM258 141H257V143L260 144V142H258ZM56 142H57L58 146L56 145ZM145 142H143V143H145ZM1 143H2V141L0 140V180H1L0 182L12 180V182L14 183V185L11 184L12 186H14V187L11 186L13 191H14V189L20 190L21 187L33 185V184H31L33 182V179H34V181L36 180V178H34L33 176H36L38 174L35 170L37 168L34 166V163H32L29 160L27 161L24 158H23L24 160L22 161V159H20L19 157L16 159L12 158V160H11V157H9V156L12 154V152L14 150L12 149L13 150L12 151V150H10V148H7L10 151L9 153L7 152V154H10L8 156L9 157V159H8L6 153L4 154L5 148L3 147V144H1ZM20 143L22 144L21 147H20V145H21ZM160 143L163 144L162 148H165V150L167 149L169 151V155H171L173 152L171 149L176 150L175 154L173 156L169 157L168 160H163V161H162V159L159 160V158H161L162 152H163L162 148H161V150H159L160 149ZM194 143L196 144L197 142L195 141ZM15 144L17 146H15ZM153 144H156L157 146L155 147V146H153ZM151 146H153V147H151ZM179 146H181V147H179ZM253 146L255 148H252ZM55 147L57 150H55ZM3 148H4V150H2ZM156 148L158 149V151L155 150ZM5 152H6V150H5ZM146 152H147V154H146ZM160 152H161V154H160ZM156 156L159 158H157ZM172 159H174V160L172 161ZM20 160L22 162H20ZM212 160H214V159H212ZM157 161H161L162 163L159 162L157 164ZM174 161H176V163H175L176 165L173 166L172 163ZM224 161L227 163H225ZM147 162H148V164H147ZM168 162H169V164H168ZM153 163L157 164L158 167L156 165H154ZM28 164H31V165L29 166ZM43 165H44V163H43ZM167 165H171L172 168L174 167L175 171L178 169V167H179V169L182 168L183 171L185 172V173H183L184 178H186L187 175L188 176L190 175L189 172L192 170H189V169H195V171L197 170L199 175L192 176V177H194V178H192L194 180L193 183L187 182L186 187H185V183L183 182L184 180H182L183 177L181 178L182 181H180V182L184 183L183 186H182V184L180 185V182L177 183L178 186H177V184L175 185L174 183L172 185H167V184H165L166 182L160 181L159 179H157L159 177H157V175H156L157 174L156 172L160 171L159 168H162L161 170L167 171V172L165 171L168 174V175L166 174V176H168V178L171 177V175H169L171 173V170L169 169L170 171L168 172V166ZM249 168H250V171H253L257 167L250 166ZM140 170L143 174L140 172ZM147 170H150V173H149V171L147 172ZM145 172L147 175L145 174ZM229 179H231V180H229ZM200 180H201V182H203V184L201 182H199ZM232 180H236V181H232ZM37 181H35V182H37ZM41 181L42 180H40V182ZM12 182H10V183H12ZM17 182H19V183H17ZM208 182H210V183H208ZM237 182L240 184L241 187L240 186L235 187L233 185ZM6 183L9 184V182H6ZM16 183L18 185H24V186H21L20 188L19 187L16 188L15 187ZM207 185H208V187H207ZM71 186H72V189H75L74 185H71ZM184 187H185V189H184ZM196 187L200 189L199 190L200 194H199V191H197ZM1 188H3V187H1ZM172 188H173V191L177 192V194L174 197H169V195L164 197L166 195L164 193H166L167 191H168L167 193H169V191H171ZM174 188H175V190H174ZM204 189H205V187H204ZM19 190H18V192H21ZM30 190L32 191V189H30ZM192 190L194 191L193 196H192V192H191ZM85 191H83L84 194H85ZM18 192L17 191L15 192V194L17 193L16 194L17 198L19 197V194H20V193L18 194ZM81 192L79 191L80 195L83 194ZM188 192H190L189 194H191V195H188L187 194ZM195 193H197V194H195ZM242 193L248 195L246 191H244ZM28 194H30V193L27 192V194H25V195L29 197ZM9 195L13 198L15 197V195H13V194H9ZM67 195H69V194H67ZM26 196H24V198L22 196L21 199L23 198V200H24L26 198ZM45 196L48 198V200H47V198H45ZM160 196H163V197H160ZM189 196H191L192 198ZM200 196L202 197V199ZM80 197L81 196H79L78 198L81 199L82 197L81 198ZM84 197L85 196H83V198ZM120 197L122 199L124 197V199L122 200V199H120ZM13 198H12L13 204L11 203V206L9 205L10 203L9 204L5 203L4 205L0 204V264H19V263L20 264L21 263L22 264H29L30 261L31 262L33 261L32 259H34L38 264H42V263H40L39 260L41 257H42L41 260H43V261H44V259L46 260V256H45V258H43V257H44V254H46V255L48 254L49 251H46L48 249V247L46 246L47 248L46 247L43 248V246H44L43 243H41V245H39L40 241L37 240V238H35V236L37 237V235L34 234V231L32 230L33 228L30 229L28 227V225L30 223H28V225H27V218L25 217V215L23 213L19 214L22 211L21 210L22 207L20 208L17 206H19V205L21 206L23 201L22 200H19L20 202L18 200L15 201L14 200L15 198L14 199ZM35 198H37V199H35ZM35 198L32 200V203L38 204V203H42L41 202L42 200H45L47 202V203H45V205L49 203V205H47L49 207H55L58 204H60V201H58V200H55V203H51L49 200L51 198L47 194H45V195L42 194L41 196L38 195ZM78 198L76 200H78ZM125 198H128V199L126 200ZM27 200H29V199L27 198ZM119 200H121V201H119ZM17 201L21 204L17 205V203H18ZM199 202H200L201 207L199 206ZM201 202L203 203V205ZM130 203H132V204H130ZM193 203L194 204L196 203L195 206L198 205V207L197 206H196L197 208L194 207ZM258 204L260 205V208H262L261 207L262 205L260 203H258ZM5 205H7V206H5ZM192 205H193V207H192ZM58 207H56V209ZM149 208L151 209V211ZM147 209L149 210L148 212H147ZM87 211L92 212L90 209H87ZM259 212H260V216H261V209H259ZM199 213H201V214L199 215ZM205 213H206V215H205ZM185 214H186V217H188V218H186V221L183 225L184 228H183V226L179 225L180 224L179 221H180L181 216H184ZM187 214H189V215H187ZM218 214H219V216H217ZM215 216H217V217H215ZM199 217H200V219H198ZM204 218H206V219L204 220ZM211 219H212V221H210ZM124 221H126V218L124 219ZM197 221H199V222H197ZM207 224H209V225H207ZM255 224L257 226H259L260 221H256ZM118 226H121V227L123 226L122 228L126 229V225H124V224L118 225ZM230 227H232V226L229 225L226 228L230 229ZM245 228H246V226L245 227L243 226V229H245ZM29 229L32 231H30ZM131 230H135L136 233L134 231L132 232ZM31 232H33V235H35L34 238H33V235ZM30 237H32L33 240L35 239L36 242L35 243L30 242V240L33 241ZM226 238H228L227 239L228 241L226 240L225 244H224V240ZM229 239L234 241V242L233 241L230 242V246H231V248L234 247L235 248L234 250L232 249L229 251V249H231L229 246V243H228L230 241ZM134 240H136V241H134ZM137 240H139V241H137ZM36 243H38L39 247H41L43 245L42 248L46 249L45 250L46 253L43 252V249H42V253H41V248L36 247L37 249H39V251L41 253L40 254L39 251L35 247H33V246H36ZM81 246H82V244H81ZM75 247H78L76 250H78L77 252H79V253H77V254L75 253L76 256L78 257V259L81 261L82 257L80 258V256L82 255L83 259L86 262V260H87L86 256L84 255L83 252L81 253V251H80L81 247L79 248V246H77V245ZM139 247L142 250H140ZM34 248L37 251H35ZM220 248H221V250H220ZM206 249H208V247ZM251 251L254 252V253L252 252L253 255L251 254ZM225 252H227V253H225ZM242 252L245 253V257L242 256V255H244V253H242ZM35 253H38L39 255L36 256ZM78 254H81V255L79 256ZM141 255L143 257H141ZM238 255H239V257H238ZM250 255H251V257H250ZM39 256H40V258H38ZM48 256H50V255H47V259H48ZM30 257H32V258L30 259ZM36 257L39 259L38 260L39 262L36 260L37 259ZM212 258H214V259H212ZM221 258H224V260ZM238 258H239V260H238ZM225 259L226 260L229 259V260L226 261ZM79 260L75 259V261H76L75 263L77 264ZM221 260L223 262H220ZM35 261H33L34 263H31V264H35L36 263ZM43 261H41V262H43ZM50 261H51V259H49L48 262H50ZM130 261L133 263H130ZM230 261H231V263H230ZM45 262H47V261H45ZM85 262L82 260V262L80 264H83V263L86 264ZM125 264H134V260L130 259L129 261L125 262Z\"/></svg>", "mask_w": 264, "mask_h": 264}, {"label": "water", "instance_id": "3", "mask_svg": "<svg viewBox=\"0 0 264 264\" xmlns=\"http://www.w3.org/2000/svg\"><path fill=\"white\" fill-rule=\"evenodd\" d=\"M219 1L220 0H212V1L204 2L201 0H194L191 3H189L188 5H183L181 10H184V9L189 10V9H192L195 7H203V6L205 7V9H209L212 6L215 7L216 5H219ZM176 10H178V9H174L173 11L166 13V15L169 14L168 15L169 18L172 16H175L176 13L175 14H173V13ZM253 10L255 11V7L252 6L249 8V11L252 12ZM263 10H261V8H258L256 10V13L254 14V17H257V19L258 20L260 19V21L263 20L264 19L263 18L264 17V11ZM179 13H182V12H179ZM261 16H263V17H261ZM220 17H221L220 13L214 14V16L212 17V20L210 22L211 25L209 26V29L207 31H205V29L203 31L199 30L198 32L195 33V34H197L196 37H194L195 35H193V36L189 37L184 43L177 44L175 46V48L162 51L160 53V56L157 58L171 59V57L173 55H180V54H183L186 57H192V56H196V53L193 50L196 48H199L196 52L203 54V55L202 56L199 55L200 57L196 60L197 62L195 64H196V67H198L205 75H207V77H209V76H211L212 78L217 77L220 83L224 82L227 85H229L227 83L225 76L230 75L232 77L231 73H228V72H231L233 69H237V67H238V69H239L238 75L241 78H244L245 76L246 77L252 76L251 74H254L260 79V81H262V77H264V68L261 66L260 58L262 59V57H264V56H262L261 54H260L259 58L255 59L254 52L252 50H250L247 54V57H245L244 62L241 65H236V66H234L235 64L230 63L228 56L226 58L224 54L219 53L217 55L215 53H212L214 55H211V56L207 55L209 53V51H211V48L213 47V45L215 43L214 42L215 39L220 37L221 31L223 29H225V24H218V21H220ZM158 19H160V21H162V20H165L166 17H164L162 15L156 19L146 21L145 23H148L146 25H143L145 23H143V24L141 23V24L137 25L136 27H134L132 29H128V30H131L132 32L136 31V30L143 28V27H146L152 23L155 24L156 21H159ZM128 30H125V31H128ZM125 31H121V32H125ZM121 32H118V33H121ZM129 33H131V32H129ZM261 35H262L261 38L264 40V31L263 30L261 32ZM260 51L264 52V50L262 48H260ZM204 54H206L208 57L206 55H205L206 56L205 57ZM248 57H250V58H248ZM150 62L151 61H148V63H150ZM132 71H138L139 74L141 72L139 69H134ZM132 71H131V73H132ZM127 76L125 79H127ZM132 84H135V83H132ZM257 101H258L259 105L263 104L262 106H264V97L263 96H259ZM190 103H191V101H189L187 104L188 108H189ZM102 112H103V110H102ZM103 113L108 120H110L112 123H114V125H116L115 123H117L118 125H123L126 123V124H128V127H130L131 130L133 128H135L136 126L140 125V126L144 127L145 129H149L150 133H153L150 128H148V127L146 128L140 121H138L134 125L131 122L132 120L130 118H125V120H121L120 118H116L115 116H113V114H106L105 111ZM182 132H183L182 130L179 131L177 133V135H180ZM249 132H248V138L249 139H255V138L259 137V135H260V133H257L256 130L255 131L251 130ZM141 134H143V132ZM147 141H148V139H147ZM184 144L190 145V144H193V142L188 141V142L183 143V145ZM171 150L173 152L171 155H169V157L173 156L176 152V150H174V149H171ZM162 156H163V152H162ZM180 161H183L186 164L188 163L183 158L180 159ZM216 167H217V165L214 167H206L204 165H198L196 168L198 170L202 171L203 173L208 174L209 176L211 175L212 182H214V183H217V181L222 182V181L218 180L219 179V176H218L219 172L218 173L214 172V171H216L215 170ZM229 180H231V179H229ZM232 181H236V180H232ZM222 183H224V184H222L220 186L221 189L218 188V192H217V194L214 193V196H213V193H209V192L204 193V200L203 201H204L205 207H207L209 209H216V208L218 209L220 207V205L223 203V201L227 198V196H228L227 187H229L228 186L229 183H227L226 180H224ZM250 183H253V184L259 183V186H261V188L257 194L258 195L257 201L262 205L261 221H260V225H259V235H258V252L256 254H254L255 255L254 261L256 262V264H264V180H262L261 182H259V181L257 182V180H253V179L246 180L245 179L244 183H242V186L249 185ZM233 185L235 187L240 186V184L238 182L233 184ZM205 191H207L206 188H205Z\"/></svg>", "mask_w": 264, "mask_h": 264}, {"label": "clouds", "instance_id": "4", "mask_svg": "<svg viewBox=\"0 0 264 264\" xmlns=\"http://www.w3.org/2000/svg\"><path fill=\"white\" fill-rule=\"evenodd\" d=\"M17 3L18 0H0V16L5 19L3 32L29 38L34 33L50 26V17L47 14H33L27 6L15 7ZM5 13L6 16H4ZM3 39L4 37L0 36V41ZM16 51L15 45L0 46V71H5L11 67L7 61Z\"/></svg>", "mask_w": 264, "mask_h": 264}]
</instances>
